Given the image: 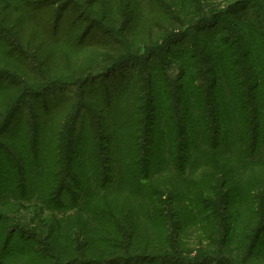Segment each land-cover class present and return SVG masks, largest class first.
<instances>
[{"label":"trees","instance_id":"obj_1","mask_svg":"<svg viewBox=\"0 0 264 264\" xmlns=\"http://www.w3.org/2000/svg\"><path fill=\"white\" fill-rule=\"evenodd\" d=\"M71 1L0 0V140L17 120L0 203L39 211L0 264H247L264 233V0H73L78 23Z\"/></svg>","mask_w":264,"mask_h":264},{"label":"rangeland","instance_id":"obj_2","mask_svg":"<svg viewBox=\"0 0 264 264\" xmlns=\"http://www.w3.org/2000/svg\"><path fill=\"white\" fill-rule=\"evenodd\" d=\"M109 1H111V0H105V3L109 2ZM210 1L212 3H214V5H215V7L217 9L220 10V9H223V8L226 9L228 5L234 3L235 1H238V0H210ZM257 1H259V0H251V4L249 6H247V7H245V8H242V9L254 10V6H255ZM71 2H73V3L66 8L64 16H65V18L67 20L68 19L70 20L71 18H75L76 16H78L79 18H81V19L77 18L78 20H76V23H78L80 20L83 19V16L86 14V11L82 7H80V6L78 7L76 5L75 1L72 0ZM133 2L139 8H143L144 7L143 5L145 4V2H143L142 0H133ZM242 6H244V5H242ZM103 10H105V9H103ZM220 24H219V26H221ZM86 25L87 24H85L81 28V30ZM91 25H92V23L89 24L90 27H91ZM215 27L217 28L218 25L215 26ZM117 36H118V34L116 35V38H117ZM187 42H189V40L186 41V42L184 41V43H187ZM144 65H145V63L143 61H139L138 60V65L137 64L136 65L133 64L131 66H134L135 69H137V71H140V70H143ZM97 83L99 85L101 83H104V84L107 83V85H108V81L107 80H99ZM220 84H221L220 85L221 86V91L219 93L220 101L222 103H224L223 99L225 97L223 96V93H221V92H222V90H224V84L225 83L220 81ZM107 85H105V86H107ZM124 103H125V100L120 102V104L122 106L125 105ZM116 107H117V105H116ZM112 108H114V106ZM113 118H114V115L112 113H110V119L112 121H113ZM222 120H223L222 133H223L224 143H225V145H227L230 148V143L233 140V135H235V130L232 127L231 114L225 108L222 111ZM16 121L17 120L13 121L12 126L13 125L17 126V124H16L17 122ZM43 125L45 127L43 128V133H42L43 134V137H42V142H43V146L42 147H43V149L42 150L45 153V152H47L48 148H52L54 146L55 140L54 139L47 140V138L49 139L48 136L51 134V130L50 131L48 130V125H46V123L43 124ZM12 126L10 128H8L6 130V132L4 133V135H3L4 137L1 138V140H0V142H2L1 144H5L6 145L7 142H6V140L4 138H6L7 136H12V134H15V132L17 131V128H14ZM75 135L78 136V133L75 134ZM115 158L119 159L120 157L116 154ZM246 171L247 172L245 174L248 175L249 181H252V179L260 173L259 170L256 169L255 167L249 168ZM163 175H164V173L160 174V177L163 176ZM0 193H1V190H0ZM256 195L257 194H255L254 197ZM2 196H4V195H2ZM12 200H14V199H12ZM3 204L4 205H2V202L0 203V209L3 210L5 212V214H7L8 220H5L3 222V224H0V241L2 243H4L6 241L9 231H12L13 228H16L15 226H17V227L19 226L20 228H22L24 226H27L26 223L29 222L30 218H32L34 212H36V213L39 212L37 209L35 210L34 206H32V205H28L27 203H24V202L23 203L22 202L21 203L13 202V201H11V199L3 200ZM230 239H231V237H230ZM184 243L187 245V248H189L190 254L192 256H195L197 254V251L200 248L198 246V244H197L198 242H197V239H196V235L193 232H191L190 230H188L187 234L184 237ZM204 244L209 246L207 242H205ZM248 260L249 261L247 262V264H264V233L261 235V238H260V240H259V242H258V244H257V246H256V248L254 250L253 257H251ZM235 262H237V261H235ZM237 263H239V262H237Z\"/></svg>","mask_w":264,"mask_h":264}]
</instances>
